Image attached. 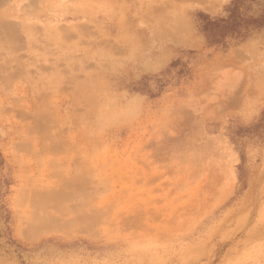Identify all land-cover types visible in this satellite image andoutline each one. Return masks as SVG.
Listing matches in <instances>:
<instances>
[{"label":"rangeland","instance_id":"obj_1","mask_svg":"<svg viewBox=\"0 0 264 264\" xmlns=\"http://www.w3.org/2000/svg\"><path fill=\"white\" fill-rule=\"evenodd\" d=\"M0 264H264V0H0Z\"/></svg>","mask_w":264,"mask_h":264},{"label":"trees","instance_id":"obj_2","mask_svg":"<svg viewBox=\"0 0 264 264\" xmlns=\"http://www.w3.org/2000/svg\"><path fill=\"white\" fill-rule=\"evenodd\" d=\"M205 30L208 31V38L211 43H220L223 41L229 34H232L233 28L230 26L228 21H226L225 25H220L219 22H208L206 24ZM211 26H214L210 28ZM215 28H217L218 32H212Z\"/></svg>","mask_w":264,"mask_h":264},{"label":"bare ground","instance_id":"obj_3","mask_svg":"<svg viewBox=\"0 0 264 264\" xmlns=\"http://www.w3.org/2000/svg\"><path fill=\"white\" fill-rule=\"evenodd\" d=\"M63 209V208H62Z\"/></svg>","mask_w":264,"mask_h":264}]
</instances>
